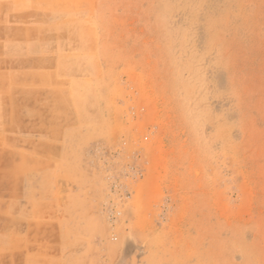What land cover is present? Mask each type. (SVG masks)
Returning a JSON list of instances; mask_svg holds the SVG:
<instances>
[{"label":"rangeland","instance_id":"374dc122","mask_svg":"<svg viewBox=\"0 0 264 264\" xmlns=\"http://www.w3.org/2000/svg\"><path fill=\"white\" fill-rule=\"evenodd\" d=\"M45 2L39 89L0 74V264H264V0Z\"/></svg>","mask_w":264,"mask_h":264},{"label":"crops","instance_id":"0c3cea01","mask_svg":"<svg viewBox=\"0 0 264 264\" xmlns=\"http://www.w3.org/2000/svg\"><path fill=\"white\" fill-rule=\"evenodd\" d=\"M46 6L47 2L43 5L42 0H0V74L10 75L15 84L21 81L18 76H25L23 81L34 85L30 87L31 94L39 89L41 84L37 82L42 83L38 78L46 73L48 59L58 58L54 41L57 35L41 31L53 29L59 19L49 20L47 13L41 20L34 17L35 11H47ZM32 96L30 99L35 101Z\"/></svg>","mask_w":264,"mask_h":264}]
</instances>
